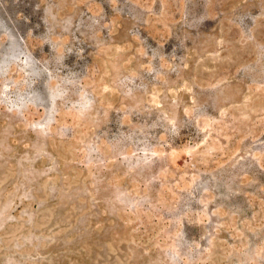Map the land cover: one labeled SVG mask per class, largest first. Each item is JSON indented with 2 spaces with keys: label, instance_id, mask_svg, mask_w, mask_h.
I'll list each match as a JSON object with an SVG mask.
<instances>
[{
  "label": "rangeland",
  "instance_id": "374dc122",
  "mask_svg": "<svg viewBox=\"0 0 264 264\" xmlns=\"http://www.w3.org/2000/svg\"><path fill=\"white\" fill-rule=\"evenodd\" d=\"M0 264H264V0H0Z\"/></svg>",
  "mask_w": 264,
  "mask_h": 264
}]
</instances>
